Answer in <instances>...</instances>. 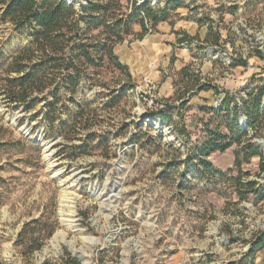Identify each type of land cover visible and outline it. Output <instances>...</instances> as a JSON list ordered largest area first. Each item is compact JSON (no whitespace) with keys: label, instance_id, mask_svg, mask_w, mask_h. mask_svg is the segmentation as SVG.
I'll return each mask as SVG.
<instances>
[{"label":"rangeland","instance_id":"374dc122","mask_svg":"<svg viewBox=\"0 0 264 264\" xmlns=\"http://www.w3.org/2000/svg\"><path fill=\"white\" fill-rule=\"evenodd\" d=\"M135 1L166 9V22H145L141 38L135 24L116 47L134 89L115 108L80 92L96 111L85 127L50 125L42 99L9 102L7 66L30 40L0 19V264H264V248L246 256L264 232L260 158L235 165L249 143L264 156V0ZM196 81L211 89L193 94ZM257 89L251 129L244 104ZM227 97L229 111L207 110ZM209 132L240 143L200 168ZM240 174L261 192L241 200Z\"/></svg>","mask_w":264,"mask_h":264},{"label":"trees","instance_id":"16d2710c","mask_svg":"<svg viewBox=\"0 0 264 264\" xmlns=\"http://www.w3.org/2000/svg\"><path fill=\"white\" fill-rule=\"evenodd\" d=\"M85 1L86 6L79 3L76 7L67 0H0V19L9 24V35L26 36L30 40L29 46L18 52L7 66V99L14 104L44 100L45 119L52 126L59 122L66 128L71 121L73 125L85 127L94 120L96 111L91 110V103L86 99L77 100L80 92H95L99 99L107 97L104 109L115 108L134 89L132 75L120 61L116 47L133 35L135 24L143 29L141 38L147 32L145 22L155 29L166 22V9L138 6L135 0ZM170 1L174 8L179 7V0ZM4 57L0 50V59ZM210 89L208 84L196 81L193 94ZM256 91L248 92L244 104L247 126L251 129L263 109L261 93L253 97ZM228 100V97L224 99L217 109L209 107L207 110L214 114L229 111ZM178 101L181 106L189 102L185 98ZM167 108L171 106L163 109ZM58 113L69 116V120L62 123ZM232 124L239 129L236 116ZM231 135L209 132V138L195 152L200 168L207 166L205 161L212 154L223 153L240 143ZM243 150L244 156L236 154L235 165L240 168L241 162L249 163L259 157V168L264 173V156L260 149L249 143ZM256 186L253 182L244 183L242 174L235 179L241 200L259 194L261 191L256 190ZM263 248L264 232L251 242L246 256L251 258ZM63 264L79 262L68 254Z\"/></svg>","mask_w":264,"mask_h":264},{"label":"water","instance_id":"95a60500","mask_svg":"<svg viewBox=\"0 0 264 264\" xmlns=\"http://www.w3.org/2000/svg\"><path fill=\"white\" fill-rule=\"evenodd\" d=\"M70 4H75V2H72V0H67ZM78 6H79V4H78Z\"/></svg>","mask_w":264,"mask_h":264},{"label":"built area","instance_id":"2783aa9c","mask_svg":"<svg viewBox=\"0 0 264 264\" xmlns=\"http://www.w3.org/2000/svg\"><path fill=\"white\" fill-rule=\"evenodd\" d=\"M147 29L150 30V32H151V29H150L148 26H147ZM201 83H204V81L202 80ZM162 108H163V107H162Z\"/></svg>","mask_w":264,"mask_h":264},{"label":"crops","instance_id":"0c3cea01","mask_svg":"<svg viewBox=\"0 0 264 264\" xmlns=\"http://www.w3.org/2000/svg\"><path fill=\"white\" fill-rule=\"evenodd\" d=\"M201 93H205V92H201ZM201 93H198L197 95H200ZM190 102H191V101H190ZM210 106H212V105L209 104V107H210Z\"/></svg>","mask_w":264,"mask_h":264}]
</instances>
